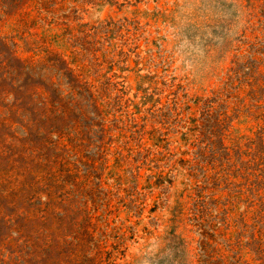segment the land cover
<instances>
[{
	"label": "rangeland",
	"instance_id": "rangeland-1",
	"mask_svg": "<svg viewBox=\"0 0 264 264\" xmlns=\"http://www.w3.org/2000/svg\"><path fill=\"white\" fill-rule=\"evenodd\" d=\"M262 23L264 0H0V264H264V227L246 208L243 226H225L231 209L204 215L202 257L175 139L146 166L141 145L80 97L87 85L113 101L124 84L128 97L151 90L194 108ZM249 125L236 121L231 138L244 144Z\"/></svg>",
	"mask_w": 264,
	"mask_h": 264
},
{
	"label": "trees",
	"instance_id": "trees-1",
	"mask_svg": "<svg viewBox=\"0 0 264 264\" xmlns=\"http://www.w3.org/2000/svg\"><path fill=\"white\" fill-rule=\"evenodd\" d=\"M259 40L250 44L249 50L238 53L223 87L213 91L211 97L197 98L194 108L189 105L193 99L177 96L163 102L162 92L151 90L137 89L128 97L133 89L124 84L122 89L116 85L113 101L111 96L104 99L102 93L97 94L87 85L80 93L98 122H109V128L117 130L121 137L141 145L138 154L144 157L146 166L169 157L166 154L171 152V144L162 146L166 134L175 139L174 148L181 157L171 162L178 164L181 170L175 171V176L182 175L192 193L194 209L190 213L197 221L192 226L201 237L202 250L207 239L206 213L218 218L223 215L226 220L231 209L234 217L225 221V226H243L244 217L237 216V209H253L256 220L264 227V32ZM16 60L26 67L20 59ZM65 71L78 81L73 71ZM67 74L62 76L66 78ZM55 85L52 81L47 86L54 89ZM80 115L85 121L92 116L82 112ZM241 118L250 123L248 128L253 133L244 144L231 138L234 123ZM146 134L148 141L143 143ZM227 139L231 145L226 144ZM218 166L223 173L217 172ZM213 188L221 191V196L211 197ZM206 255L204 251L202 257ZM208 259L203 261L209 264Z\"/></svg>",
	"mask_w": 264,
	"mask_h": 264
}]
</instances>
